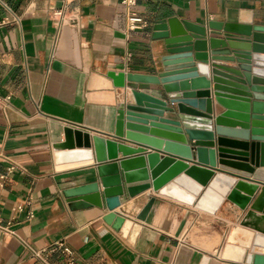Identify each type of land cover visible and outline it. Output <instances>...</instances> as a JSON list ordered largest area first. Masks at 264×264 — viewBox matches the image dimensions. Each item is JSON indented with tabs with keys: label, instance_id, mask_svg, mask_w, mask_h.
<instances>
[{
	"label": "crops",
	"instance_id": "1",
	"mask_svg": "<svg viewBox=\"0 0 264 264\" xmlns=\"http://www.w3.org/2000/svg\"><path fill=\"white\" fill-rule=\"evenodd\" d=\"M121 1L0 0V218L13 232L0 231V264H43L29 247L45 251L49 264H246L249 255L264 256V230L259 228L264 208H254L264 189V180L256 174L264 166L250 173L234 161L219 163L213 177L205 175L208 184L203 186L179 167L200 165L195 140L186 137L193 153V160L187 161L114 139L118 108L127 103L129 89L115 87L109 77L161 72L164 41L153 38V28L168 19L207 27L209 37L245 40L208 25L264 27V0H137L136 11L147 26L133 31L127 29ZM64 8L73 23L58 28L54 14ZM161 90L139 85V91L159 99ZM212 99L214 114L224 113ZM162 117L176 120L165 111ZM67 128L81 132L82 143L88 135L90 161L57 163V154L69 151L55 148L65 142ZM94 137L142 151L125 157L115 147L117 158L105 163L146 157L150 179L124 186L150 188L134 197L125 194L114 211L67 195L98 180ZM154 154L158 163L152 166L147 157ZM159 167V177L167 181L155 190L151 173ZM120 175L124 179L121 168ZM241 181L259 186L245 209L229 198ZM225 185L226 193L221 191ZM209 189L212 193L199 206ZM152 199L145 220H140ZM29 213L32 219H27ZM110 213L125 219L120 229L104 220ZM196 235L200 237L193 239ZM215 237L220 242L213 247Z\"/></svg>",
	"mask_w": 264,
	"mask_h": 264
},
{
	"label": "water",
	"instance_id": "2",
	"mask_svg": "<svg viewBox=\"0 0 264 264\" xmlns=\"http://www.w3.org/2000/svg\"><path fill=\"white\" fill-rule=\"evenodd\" d=\"M208 27L245 40L209 37L207 27L172 18L153 28V38L164 41L161 72L155 76L109 74L115 87L129 89L127 103L118 108L116 130L112 137L148 145L187 161L193 160V153L186 137L195 140L196 159L208 169L197 167L200 165L179 167L203 186L208 184L205 175L213 177L219 163L229 165L227 162L234 161L247 165L248 168L238 166L250 173L255 167L264 166V27L216 22ZM146 84L161 87L163 99L139 91V85ZM212 98L226 109L224 113L214 114ZM163 111L173 114L176 120L163 119ZM182 124H185L184 131ZM80 133L67 128L65 142L56 145V151L86 152L83 159L91 160L93 150L88 135H85L87 141L82 143ZM93 142L100 164L98 180L68 191V197L81 198L97 207L106 205L114 211L121 206V197L125 194L134 197L150 188V185L124 186V183L129 185L150 179L145 155L105 163L117 158L112 151L122 145L97 137L93 138ZM83 146L85 149H82ZM119 148L124 151L125 157L142 152ZM150 157L147 159L151 164ZM120 168L125 172L124 179ZM151 176L155 190L167 181L159 177V169H153ZM235 185L236 189L229 198L245 209L259 186L247 185L243 181ZM211 191H206L199 206ZM241 192L245 197H241ZM217 202L218 205L222 199ZM153 203L152 199L140 214V220H145ZM254 208L263 210L264 189ZM104 220L117 230L125 223V219L116 213H110ZM259 228L264 229L262 225ZM246 264H264V256L249 255Z\"/></svg>",
	"mask_w": 264,
	"mask_h": 264
},
{
	"label": "built area",
	"instance_id": "3",
	"mask_svg": "<svg viewBox=\"0 0 264 264\" xmlns=\"http://www.w3.org/2000/svg\"><path fill=\"white\" fill-rule=\"evenodd\" d=\"M121 4L124 8V12L126 14L127 18V29L129 31L137 30V29H143L147 26L146 21L137 13L136 7H137V0H122ZM66 11L67 8H64L60 11H57L54 16H55V22L58 28L70 25L73 23V20L68 18L66 16ZM18 20V18H17ZM24 210L23 207L19 208V211L22 212ZM33 214L29 213L27 219H32ZM0 231L4 233H12L9 231L6 227L2 225V220L0 218ZM58 246H63V244H60ZM29 249L33 252V256L40 260L43 264H49L46 257H45V251H35L29 247ZM65 252L69 253V249L65 248ZM69 264H73V262H70Z\"/></svg>",
	"mask_w": 264,
	"mask_h": 264
},
{
	"label": "bare ground",
	"instance_id": "4",
	"mask_svg": "<svg viewBox=\"0 0 264 264\" xmlns=\"http://www.w3.org/2000/svg\"><path fill=\"white\" fill-rule=\"evenodd\" d=\"M87 153L86 152H78V151H74V152H67V153H58L57 154V163H60V162H67V163H74V162H80V161H90V159L88 160H84L83 158L86 157ZM151 159V164L152 166H155L157 163H158V156L156 154L154 155H151L150 157ZM68 160V161H66ZM244 167L248 168L249 166L247 165H243ZM182 167V165H181ZM160 170V167L157 168ZM256 177L259 178V179H262L264 180V167L263 168H260L256 174ZM161 178H165V177H161ZM244 182V181H243ZM245 183V182H244ZM247 184V183H245ZM247 185H250V184H247ZM214 186L217 188V189H220L218 186L219 184L216 182L214 184ZM228 190V186L225 185L223 187V189L221 190L222 192L226 193ZM128 207H131V205H129ZM257 218H260V217H257ZM261 221H262V226L264 227V216L261 217ZM261 229V228H260ZM264 230V229H262ZM198 234H201L200 231H198ZM220 242V239L219 237H215L214 238V244H213V247H216Z\"/></svg>",
	"mask_w": 264,
	"mask_h": 264
},
{
	"label": "rangeland",
	"instance_id": "5",
	"mask_svg": "<svg viewBox=\"0 0 264 264\" xmlns=\"http://www.w3.org/2000/svg\"><path fill=\"white\" fill-rule=\"evenodd\" d=\"M200 236L196 235V236H193V239H198ZM201 238H203V240H201L200 242L201 243H204L205 242V237L204 236H201ZM208 239V238H207ZM194 244H196L197 242H193Z\"/></svg>",
	"mask_w": 264,
	"mask_h": 264
}]
</instances>
